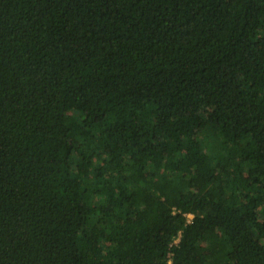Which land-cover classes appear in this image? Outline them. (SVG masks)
I'll return each instance as SVG.
<instances>
[{
  "label": "trees",
  "instance_id": "obj_1",
  "mask_svg": "<svg viewBox=\"0 0 264 264\" xmlns=\"http://www.w3.org/2000/svg\"><path fill=\"white\" fill-rule=\"evenodd\" d=\"M169 262L264 264V0H0V264Z\"/></svg>",
  "mask_w": 264,
  "mask_h": 264
},
{
  "label": "built area",
  "instance_id": "obj_2",
  "mask_svg": "<svg viewBox=\"0 0 264 264\" xmlns=\"http://www.w3.org/2000/svg\"><path fill=\"white\" fill-rule=\"evenodd\" d=\"M188 216H189V217H191L192 215H191V214H189ZM169 264H170V262H169Z\"/></svg>",
  "mask_w": 264,
  "mask_h": 264
}]
</instances>
